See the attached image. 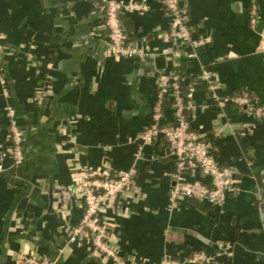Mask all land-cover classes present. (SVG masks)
Instances as JSON below:
<instances>
[{
  "label": "crops",
  "instance_id": "1",
  "mask_svg": "<svg viewBox=\"0 0 264 264\" xmlns=\"http://www.w3.org/2000/svg\"><path fill=\"white\" fill-rule=\"evenodd\" d=\"M125 1L149 6L147 13H124L122 21L134 39L161 52L164 70L190 75L206 67L218 75L221 93L248 91L264 105V0L256 28L249 0H186L197 33L210 38L193 60L168 55L175 47L160 39L168 21L158 0ZM102 24L98 0H0L9 93L0 85V140L7 103L25 137L24 162H6L0 171V264H24L21 255L31 252L56 264H115L92 255L90 240L69 244L83 206L55 195L77 182L81 170L104 172L107 165L113 173L137 168L135 187L107 211L108 245L126 261L161 264L202 250L219 264H264V122L236 106L218 109L200 87L192 127L208 135L220 166L237 170L239 190L221 209L186 200L169 210L165 172L173 164L166 142L159 138L135 157L155 100L154 59L107 55ZM38 92L45 94L41 104L33 100Z\"/></svg>",
  "mask_w": 264,
  "mask_h": 264
},
{
  "label": "built area",
  "instance_id": "2",
  "mask_svg": "<svg viewBox=\"0 0 264 264\" xmlns=\"http://www.w3.org/2000/svg\"><path fill=\"white\" fill-rule=\"evenodd\" d=\"M102 4L104 41L107 55L133 60H146L160 55L157 48H152L146 40L134 39L127 32L122 16L124 13L139 10L149 12L145 2L125 0H98ZM167 17V28L160 39L166 46L175 47L168 55L171 58L193 60L196 50L205 47L210 38L198 34L197 27L191 22L186 0H158ZM249 22L251 28L259 24L258 0H249ZM179 47L188 48L184 54ZM6 49L0 36V85L8 97L7 79L4 74L3 55ZM186 75L180 69H157L155 75V100L147 125L143 127L139 138V147L135 154L140 159L143 149L154 145L159 138L167 144V156L173 167L165 172L171 180L168 209L178 208L186 200H197L216 208H222L231 195L238 192L237 170L234 167L220 166L215 157V148L205 132L192 127L191 115L195 111L197 90L205 86L208 100L218 109L236 106L254 120L264 122V105L245 92L226 93L219 91L218 75L202 67L198 74ZM193 76V77H192ZM45 94L35 93L33 100L43 102ZM7 120V133L0 140V171L5 163L19 166L24 160V133L18 123L15 107L7 103L3 109ZM155 160L156 155L151 154ZM104 172L81 170L79 180L71 185L59 187L55 195L62 204H70L74 199L83 206L79 223L73 227L69 244L82 246L85 240L92 244V255H103L115 264H135L126 261L115 249L108 245V210H114L117 201L135 187L137 168L113 173L110 165ZM225 248L223 242H217ZM24 264H56L57 259L40 252L21 255ZM161 264H219L216 256L202 250L191 251L184 258H165Z\"/></svg>",
  "mask_w": 264,
  "mask_h": 264
},
{
  "label": "water",
  "instance_id": "3",
  "mask_svg": "<svg viewBox=\"0 0 264 264\" xmlns=\"http://www.w3.org/2000/svg\"><path fill=\"white\" fill-rule=\"evenodd\" d=\"M154 62H155V68L156 69H162V68H164V65H165V63H164V57H162V56H157V57H155L154 58ZM141 83H142V90H144L145 89V84H146V80L145 79H142L141 80Z\"/></svg>",
  "mask_w": 264,
  "mask_h": 264
},
{
  "label": "trees",
  "instance_id": "4",
  "mask_svg": "<svg viewBox=\"0 0 264 264\" xmlns=\"http://www.w3.org/2000/svg\"><path fill=\"white\" fill-rule=\"evenodd\" d=\"M126 31H127V30H126ZM127 32H128V31H127ZM186 75H189V74L186 73ZM189 76H191V75H189ZM192 77H193V76H192ZM202 87L205 88L204 85H203ZM238 92H245V93L249 94L252 98H256L251 92H248V91L236 90V91H234V92H232V93H238ZM257 101H258V100H257ZM16 112H17V110H16ZM24 140H25V137H24V139H23V144H24ZM23 154H24V157H25L24 148H23ZM193 201H197V200H193ZM197 202H199V201H197Z\"/></svg>",
  "mask_w": 264,
  "mask_h": 264
}]
</instances>
